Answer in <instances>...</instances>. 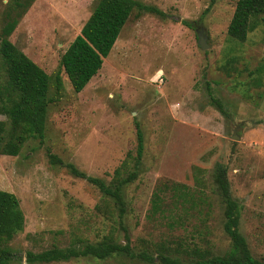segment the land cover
I'll use <instances>...</instances> for the list:
<instances>
[{
    "label": "rangeland",
    "instance_id": "rangeland-1",
    "mask_svg": "<svg viewBox=\"0 0 264 264\" xmlns=\"http://www.w3.org/2000/svg\"><path fill=\"white\" fill-rule=\"evenodd\" d=\"M10 1L0 0V27ZM96 1L34 0L8 36L51 77L52 97L42 139L27 138L14 156L0 154V189L15 195L24 219L9 264H26V250L95 243L107 234L123 243L124 233L135 253L155 256L167 246L185 259L180 249L197 246L222 254L229 238L217 168L238 205L249 252L264 262V69L255 74L264 61V25L237 42L226 35L236 0H137L161 15L133 8L96 74L73 92L59 56ZM0 121L7 125L6 116ZM136 127L142 152L134 166ZM124 161L135 176L121 186L122 230L115 212L105 216L106 197L66 164L110 184ZM47 264L158 263L112 253Z\"/></svg>",
    "mask_w": 264,
    "mask_h": 264
},
{
    "label": "trees",
    "instance_id": "trees-1",
    "mask_svg": "<svg viewBox=\"0 0 264 264\" xmlns=\"http://www.w3.org/2000/svg\"><path fill=\"white\" fill-rule=\"evenodd\" d=\"M31 1L11 0L0 27V114L7 118V125L0 121V154L10 156L18 153L27 138L42 139L46 107L52 101V97L48 96L51 77L8 39L17 20L24 14ZM133 8L161 15L156 8L143 5L137 0L96 1L79 32L59 56L58 65L73 92H79L96 74L102 58L108 54ZM183 24L192 27V23L188 21L183 20ZM258 25H264V0H236L226 27V35L231 40L242 42ZM263 69L264 61L255 69V74ZM52 84L57 93L60 87L57 74L53 76ZM213 101L222 112L220 101ZM135 136L134 166L142 152V133L138 127ZM48 160L50 163H60L59 158L52 154H48ZM66 167L72 175L97 187L106 197L102 207L105 216L111 217L115 212L120 224L124 212L121 186L135 176L134 171H127L125 161L113 169L110 184L100 178L85 175L72 164L67 163ZM123 174L125 175L122 176ZM213 180L224 202L222 227L229 238V246L222 254H215L209 249L197 246L180 249V252L186 255L185 259L171 256V249L167 246L158 247L155 256L146 251L135 253L129 245V237L124 233L123 243L116 242L113 235L107 234L95 243L79 241L81 245L78 246L51 245L35 252L26 250L24 262L47 264L78 257L104 259L112 253H117L137 257L145 262H153L156 259L158 264H264L250 254L245 238L239 231L238 205L230 197L224 169L217 168ZM97 209L101 210L98 206ZM23 220L15 195L0 189V264H9L14 259L10 242L22 230ZM121 228L124 230L122 226Z\"/></svg>",
    "mask_w": 264,
    "mask_h": 264
},
{
    "label": "water",
    "instance_id": "water-1",
    "mask_svg": "<svg viewBox=\"0 0 264 264\" xmlns=\"http://www.w3.org/2000/svg\"><path fill=\"white\" fill-rule=\"evenodd\" d=\"M195 31H196V37H197V44L199 45L201 49H204L206 47V44L204 43V38L201 36L199 30H195Z\"/></svg>",
    "mask_w": 264,
    "mask_h": 264
},
{
    "label": "crops",
    "instance_id": "crops-1",
    "mask_svg": "<svg viewBox=\"0 0 264 264\" xmlns=\"http://www.w3.org/2000/svg\"><path fill=\"white\" fill-rule=\"evenodd\" d=\"M33 1H34V0H32L31 3H32ZM31 3H30V4H31ZM29 6H30V5H29ZM27 9H28V8H27ZM27 9H26V10H27ZM25 12H26V11H25ZM25 12H24V13H25ZM15 26H16V25H15ZM36 65H37V64H36Z\"/></svg>",
    "mask_w": 264,
    "mask_h": 264
}]
</instances>
